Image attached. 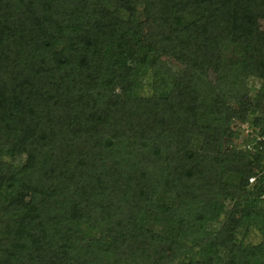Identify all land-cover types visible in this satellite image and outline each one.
I'll return each instance as SVG.
<instances>
[{"label": "trees", "instance_id": "16d2710c", "mask_svg": "<svg viewBox=\"0 0 264 264\" xmlns=\"http://www.w3.org/2000/svg\"><path fill=\"white\" fill-rule=\"evenodd\" d=\"M260 21L264 0H0V264H264Z\"/></svg>", "mask_w": 264, "mask_h": 264}, {"label": "rangeland", "instance_id": "374dc122", "mask_svg": "<svg viewBox=\"0 0 264 264\" xmlns=\"http://www.w3.org/2000/svg\"><path fill=\"white\" fill-rule=\"evenodd\" d=\"M137 18L138 19L141 18V14H140L139 10H138ZM259 26L261 29L264 30V21L263 22L260 21ZM160 63H161L160 67L163 69L177 70V68L174 66V64L167 58L161 59ZM150 83H151V79H147L146 81H144L142 91H141V95L145 96V95H149L151 93ZM246 84H247V87L249 90V97L252 98L253 95L255 94V91L257 90V87L259 86V81L249 78ZM234 144L236 145V147L237 146L239 147L241 145L239 142V139H238V141H234ZM247 240L250 243H257L260 240L259 233L256 231L251 232L248 235Z\"/></svg>", "mask_w": 264, "mask_h": 264}, {"label": "built area", "instance_id": "2783aa9c", "mask_svg": "<svg viewBox=\"0 0 264 264\" xmlns=\"http://www.w3.org/2000/svg\"><path fill=\"white\" fill-rule=\"evenodd\" d=\"M242 128L244 129V134H249V137H250V133H251V131H250V128L247 127V124H244V125L242 126ZM252 137H253V139H254V143H257V142H259V141H261V140H264V134L261 135V136H259V135H257V134H252ZM254 143H253V144H254ZM246 149H247V150H251V145H247V146H246ZM248 183H249V184L253 183V178L248 179Z\"/></svg>", "mask_w": 264, "mask_h": 264}]
</instances>
